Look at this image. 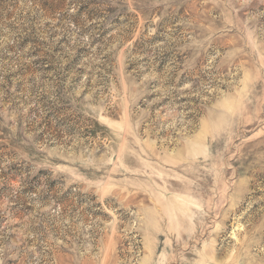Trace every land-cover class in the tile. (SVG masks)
I'll return each instance as SVG.
<instances>
[{"label": "rangeland", "instance_id": "374dc122", "mask_svg": "<svg viewBox=\"0 0 264 264\" xmlns=\"http://www.w3.org/2000/svg\"><path fill=\"white\" fill-rule=\"evenodd\" d=\"M0 264H264V0H0Z\"/></svg>", "mask_w": 264, "mask_h": 264}]
</instances>
